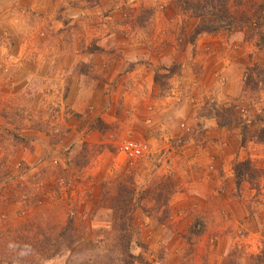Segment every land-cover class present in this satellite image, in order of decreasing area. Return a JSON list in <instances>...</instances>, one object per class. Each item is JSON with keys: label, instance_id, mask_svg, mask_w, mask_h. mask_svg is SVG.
I'll list each match as a JSON object with an SVG mask.
<instances>
[{"label": "rangeland", "instance_id": "rangeland-1", "mask_svg": "<svg viewBox=\"0 0 264 264\" xmlns=\"http://www.w3.org/2000/svg\"><path fill=\"white\" fill-rule=\"evenodd\" d=\"M206 2L0 0L4 264H264V0L195 35ZM96 53L108 103L70 119Z\"/></svg>", "mask_w": 264, "mask_h": 264}, {"label": "crops", "instance_id": "crops-1", "mask_svg": "<svg viewBox=\"0 0 264 264\" xmlns=\"http://www.w3.org/2000/svg\"><path fill=\"white\" fill-rule=\"evenodd\" d=\"M108 6L109 5H103L100 9L102 11H105ZM89 10H92V9H88V11ZM87 21L88 20L86 19V22ZM89 23L90 22L87 23V26ZM104 45H106V44H104ZM106 46L100 45L97 52L102 51V50H107L104 48ZM113 47L114 46L111 45L109 49L113 51L114 50ZM97 55L101 56L100 63H102L103 65L109 64V68L106 71V72L109 71L108 75L106 74V72H102V70L100 69V67L102 65H100L99 62H96L95 58ZM91 57H93V58H91ZM91 57L88 58V57H84V55H79V59H82V61H78V62H81V64L82 63H89V65H88L89 67L91 65L90 68H92V72L90 74V77L87 76L86 74L82 73L81 71H75L72 75L73 81L69 87L68 94L66 96L68 106H70L68 108L72 109L71 111H73V112L67 114L68 115L67 117L70 119L71 118L75 119L76 117H79V121H80L83 117H85V112H86V109L88 108L89 105H92L91 107L93 108L92 110L94 113L95 112L98 113L100 108L106 106L108 103L107 102V100H108L107 95L105 93L104 94L101 93L100 96H98L97 93L99 91L98 92L96 91L95 86L97 83L101 86V84L105 82V80L101 81L100 79H98L99 75L105 77L106 80H111L117 76V71H115L111 65L112 61L107 60L105 57H108V58L113 59V60H114V58L109 57L108 55L102 54V53L92 54ZM67 65H70V64H67ZM126 65H128V63H126ZM79 72H81V73H79ZM70 73H72V72H70ZM0 132H2V131L0 130ZM65 142H66V139L63 141H60V143H57L54 146L52 144V142H50L49 138L45 137L43 135V136H41L40 139H37L35 144L37 147L43 146V147L49 148V147H53V146L56 147L57 145L63 147L62 145H66ZM68 145H70V144H68ZM49 156H50V154H49ZM30 157L33 158L34 160H36L39 158H44V154H42L39 150H35L32 153H30ZM3 259H6V258H0V264H4ZM52 264H63V262L58 261V262H54Z\"/></svg>", "mask_w": 264, "mask_h": 264}, {"label": "trees", "instance_id": "trees-1", "mask_svg": "<svg viewBox=\"0 0 264 264\" xmlns=\"http://www.w3.org/2000/svg\"><path fill=\"white\" fill-rule=\"evenodd\" d=\"M216 1L217 0H207L206 2V6L209 8V13L207 12L206 14L202 15L199 19V23L195 26V31L194 34L197 35L199 33L202 32H206V33H211L214 32L216 30H219L221 27H227L228 29H230L233 24L232 19H231V14L229 11V4L228 1L229 0H220V5H218V8H216ZM219 1V0H218ZM195 6H192V8H194ZM196 9H198L196 7ZM219 10L220 13L218 12H214V10ZM216 14H219V16H217ZM199 16V15H198ZM260 135L258 136V138H260V140H264V124L262 125V127L259 130ZM241 164H243V162H237L236 164H234L233 166V172L235 174L236 177H239V175L241 174L240 171V166ZM129 257L127 259V263L126 264H130L132 262L135 261L136 257L127 253V256Z\"/></svg>", "mask_w": 264, "mask_h": 264}, {"label": "built area", "instance_id": "built-area-1", "mask_svg": "<svg viewBox=\"0 0 264 264\" xmlns=\"http://www.w3.org/2000/svg\"><path fill=\"white\" fill-rule=\"evenodd\" d=\"M145 148L146 146L142 142L135 140H125L120 145L121 153L129 158L141 156Z\"/></svg>", "mask_w": 264, "mask_h": 264}]
</instances>
